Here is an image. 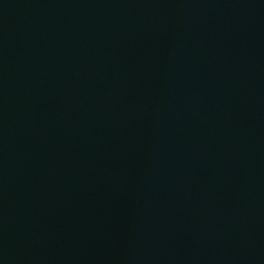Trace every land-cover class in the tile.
<instances>
[{"label": "water", "instance_id": "water-1", "mask_svg": "<svg viewBox=\"0 0 264 264\" xmlns=\"http://www.w3.org/2000/svg\"><path fill=\"white\" fill-rule=\"evenodd\" d=\"M0 264H264V0H0Z\"/></svg>", "mask_w": 264, "mask_h": 264}]
</instances>
